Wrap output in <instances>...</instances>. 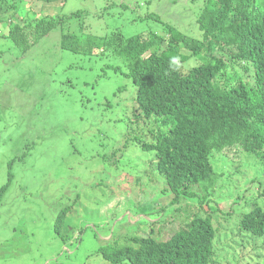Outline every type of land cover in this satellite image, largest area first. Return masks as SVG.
<instances>
[{"label":"rangeland","instance_id":"obj_1","mask_svg":"<svg viewBox=\"0 0 264 264\" xmlns=\"http://www.w3.org/2000/svg\"><path fill=\"white\" fill-rule=\"evenodd\" d=\"M18 1L29 18L57 19L25 52L7 36ZM9 8L0 10V190L8 185L0 200V264H111L101 252L111 240L138 246L130 240L151 230V237L166 240L212 213L220 230L213 264H264V236L240 227L254 201L264 207V158L240 146L216 153L221 177L211 196L194 187L193 196L174 204L152 168L155 152L141 146L152 139L157 117L134 121L136 87L125 59L109 46L117 36L162 33L165 23L200 38L197 6L187 0H13ZM67 34L107 37L109 47L103 54L74 53L62 45ZM203 198L216 201L212 213V202ZM67 207L61 236L55 223Z\"/></svg>","mask_w":264,"mask_h":264},{"label":"trees","instance_id":"obj_2","mask_svg":"<svg viewBox=\"0 0 264 264\" xmlns=\"http://www.w3.org/2000/svg\"><path fill=\"white\" fill-rule=\"evenodd\" d=\"M3 1L7 4H0V10L10 11L13 0ZM191 2L197 6L194 27L202 31L201 35L197 30L200 38L165 23L162 33L117 36L109 45L125 59L127 75L136 87L134 121L157 117L152 139L141 146L155 152L152 168L164 179L163 192L172 193L174 204L193 196L194 187L211 196L221 177L212 161L216 153L240 146L242 153L264 158V0H187ZM27 10L24 3L15 4L7 35L24 52L57 22L29 18ZM0 20H4L1 14ZM108 43L107 37L90 35L83 40L67 34L62 45L74 53L93 55L96 50L103 54ZM173 57L178 58V66H170ZM191 59L197 62L189 65ZM7 188L0 190V200ZM209 201L212 213L216 201L203 198L202 203ZM252 206L240 227L261 238L264 207L257 200ZM68 212L67 207L58 214V235L62 236ZM212 218L213 213L196 216L166 240L151 237L154 230L130 240L138 246L111 240L101 252L111 264H213L220 230Z\"/></svg>","mask_w":264,"mask_h":264},{"label":"clouds","instance_id":"obj_3","mask_svg":"<svg viewBox=\"0 0 264 264\" xmlns=\"http://www.w3.org/2000/svg\"><path fill=\"white\" fill-rule=\"evenodd\" d=\"M178 58L177 57H173L172 60L170 61V66L175 65L178 66Z\"/></svg>","mask_w":264,"mask_h":264}]
</instances>
